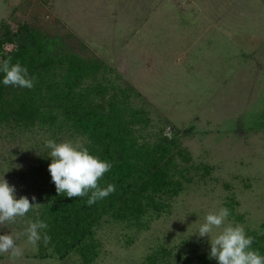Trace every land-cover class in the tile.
<instances>
[{
    "label": "rangeland",
    "instance_id": "rangeland-1",
    "mask_svg": "<svg viewBox=\"0 0 264 264\" xmlns=\"http://www.w3.org/2000/svg\"><path fill=\"white\" fill-rule=\"evenodd\" d=\"M2 23L57 35L104 63L108 81L133 89L138 142L167 145L184 177L176 174L179 192L157 198L163 210L148 211L141 225L103 219L89 264H216L208 238L195 233L219 207L247 235H264V0H0ZM63 131L0 127V176L17 199L39 205L0 224L20 249L0 253V264H83L74 252L54 255L47 227L34 245L25 235L30 221L45 223L41 210L58 196L45 142L84 147Z\"/></svg>",
    "mask_w": 264,
    "mask_h": 264
},
{
    "label": "trees",
    "instance_id": "trees-1",
    "mask_svg": "<svg viewBox=\"0 0 264 264\" xmlns=\"http://www.w3.org/2000/svg\"><path fill=\"white\" fill-rule=\"evenodd\" d=\"M5 45L13 48L5 51ZM72 48L57 35L26 23L15 30L7 23L0 25V59L11 57L35 77L31 89L0 84V127L21 132L66 129L84 140L90 154L111 163L97 181L101 188L115 185L111 194L91 205L86 203L91 190L83 197L61 194L41 210L47 225L44 234L56 243L54 255L63 260L74 252L89 264L97 255L94 231L103 219L141 225L148 211L163 210L157 198L179 192L182 183L176 174L184 177L173 165L167 145L138 142L133 125L139 121L129 106L133 89L108 81L104 63ZM250 236L251 247L264 255V235Z\"/></svg>",
    "mask_w": 264,
    "mask_h": 264
},
{
    "label": "clouds",
    "instance_id": "clouds-1",
    "mask_svg": "<svg viewBox=\"0 0 264 264\" xmlns=\"http://www.w3.org/2000/svg\"><path fill=\"white\" fill-rule=\"evenodd\" d=\"M34 82L35 77L29 75L25 66L19 62L13 63L11 57L0 59V84L31 89ZM45 147L48 149L46 156L50 160L47 171L58 195L83 197L91 190V195L86 201L91 205L115 190L113 184L101 188L97 183L103 174L110 170V162L101 160L98 156L90 154L87 148L69 141L56 143L49 139L45 142ZM14 193V187L0 176V224L24 217L30 209L39 206L34 202L30 204L29 199L24 196L17 199ZM229 215L227 207H219L208 212L198 226L195 234L208 238L209 259H214L216 264H264V255L251 247L253 237L246 234L243 226L230 222ZM46 227L43 221H30L25 229L28 242L34 245L39 241L41 230ZM214 229L215 235L209 238ZM43 239L47 242L49 237L44 234ZM5 252H20L11 234L0 235V253Z\"/></svg>",
    "mask_w": 264,
    "mask_h": 264
}]
</instances>
